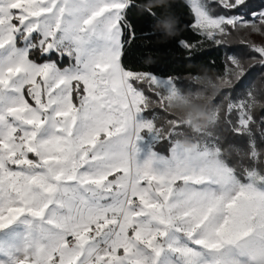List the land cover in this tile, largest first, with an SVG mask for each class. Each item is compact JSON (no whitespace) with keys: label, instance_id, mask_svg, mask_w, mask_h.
<instances>
[{"label":"snow or ice","instance_id":"6c2138e0","mask_svg":"<svg viewBox=\"0 0 264 264\" xmlns=\"http://www.w3.org/2000/svg\"><path fill=\"white\" fill-rule=\"evenodd\" d=\"M183 3L199 39L173 35L161 49L151 47L165 34L157 21L179 31L163 5L0 0V264H264V175L241 183L198 142L193 160L179 145L190 127L171 107L181 78L152 70L177 48L186 59L206 44L225 49L211 80L225 100L212 99L215 122L247 70L264 66V0ZM133 9L151 21L139 35L147 69L123 63L138 38ZM241 31L237 54L229 38ZM242 99L262 107L264 88L251 82ZM142 133L170 155L139 161Z\"/></svg>","mask_w":264,"mask_h":264},{"label":"trees","instance_id":"16d2710c","mask_svg":"<svg viewBox=\"0 0 264 264\" xmlns=\"http://www.w3.org/2000/svg\"><path fill=\"white\" fill-rule=\"evenodd\" d=\"M171 4V8L167 7ZM163 5L158 12H163L165 15L175 12L177 16V26L179 31L175 36L182 37L189 41L199 39L190 29L187 24L191 22L192 16L189 9L184 6L183 0H140L141 8H149L153 6ZM128 19L134 26L138 38L130 45L126 46L123 55V63L133 69L148 68V65L142 64L141 57L148 60V49L145 47V42L139 39L140 33L148 28L150 18L141 15L137 10L133 9L128 13ZM175 23L170 17L163 22L157 21L155 28L163 29L164 36H154L151 39L152 48L167 47L166 41L169 39L165 25ZM237 38L235 34L231 39ZM234 44V43H233ZM234 49L236 44L230 45ZM225 49L219 51L214 46L205 45L204 48L194 55L193 59L184 58V53L179 48L175 53L163 58L154 56L153 59H158L159 63L152 69L157 74L175 75L181 78L177 86L184 91L182 96L187 101H198L204 97L201 93L208 92V79L216 80L223 73ZM264 66L256 65L250 67L242 77L243 85L238 84L230 93L229 107L221 111L218 119L205 128L201 133H193L190 129H186V133L190 138L201 144H206L215 148L219 153V159L232 171L237 180L246 182V174L251 170H256L259 174L264 173V106L254 110H248L240 107L244 103L242 92L247 86L254 82L255 87L264 88ZM193 77H198L199 84L192 83ZM192 90V91H186ZM225 100L223 95H218L214 98L213 104L216 106L224 105ZM245 118L246 125L239 123V119ZM169 146L167 142H155L153 147L159 145ZM163 148L160 152L166 151Z\"/></svg>","mask_w":264,"mask_h":264},{"label":"clouds","instance_id":"9594fccd","mask_svg":"<svg viewBox=\"0 0 264 264\" xmlns=\"http://www.w3.org/2000/svg\"><path fill=\"white\" fill-rule=\"evenodd\" d=\"M167 34L173 36L176 32L171 30L170 25H165ZM208 88V99L198 100L194 102H189L186 100H181L179 98L175 99L171 105L172 109L178 112L182 118V122L190 127L192 132H198L201 129L207 128L210 124L213 123L211 117L212 99L218 94L219 88L216 84ZM204 97L205 93H201ZM179 145L184 149L188 154H190L193 160H196V141L190 137H183L179 141Z\"/></svg>","mask_w":264,"mask_h":264},{"label":"rangeland","instance_id":"374dc122","mask_svg":"<svg viewBox=\"0 0 264 264\" xmlns=\"http://www.w3.org/2000/svg\"><path fill=\"white\" fill-rule=\"evenodd\" d=\"M235 34V36L237 37V38H235V39H231V38H229V40L231 41V45H234V44H236V45H238V46H236L234 49H233V51L235 52V53H237V54H243L244 53V49L239 45V43H238V41L240 40V39H245V38H247L246 37V34L243 32V31H241V32H238V33H234ZM252 39L254 40V41H256L257 43H259V42H261V37H259V36H254V37H252ZM227 42H229V41H226V43ZM234 43V44H233ZM214 82H217V79L216 80H214ZM208 85H209V87L210 86H214L213 85V82L211 81V79H208ZM179 99H181V100H186L183 96H182V98L181 97H178ZM177 99V98H176ZM187 101V100H186ZM189 102H191V101H189ZM143 115V114H142ZM153 118H155V117H153ZM246 119L245 118H243V117H241L240 119H239V123H241L242 125H246ZM142 135V140H140V141H138L137 142V147H138V149H139V153H138V160L139 161H143L144 160V158L146 157V155H147V153H148V151L149 150H151V151H153V152H155V153H157L158 155H160V156H163V157H168L169 155H170V152H169V146H167L166 148H165V145L164 144H162V145H159L158 147H153V145H154V143L155 142H159V141H157V140H155L152 136H150V135H148V134H146V133H142L141 134ZM204 147H206V148H208V149H215V148H211V146H208V145H206V144H202ZM163 148H165L166 149V151H163V152H160V150L161 149H163ZM216 150V149H215ZM224 164V163H223ZM225 165V164H224ZM226 166V165H225ZM227 167V166H226ZM228 168V167H227ZM232 172V171H231ZM249 172H256V173H258L256 170H251V171H249ZM249 172H247V173H249ZM233 174V173H232ZM259 174V173H258ZM261 175H264V173L263 174H261ZM234 176V175H233ZM234 178H235V176H234ZM236 179V178H235ZM237 180V179H236ZM239 181V180H238ZM240 182V181H239ZM247 182V181H246ZM246 182H244V183H246ZM242 183V182H241ZM257 188L259 189V190H262V191H264V183H261V184H258L257 185Z\"/></svg>","mask_w":264,"mask_h":264}]
</instances>
